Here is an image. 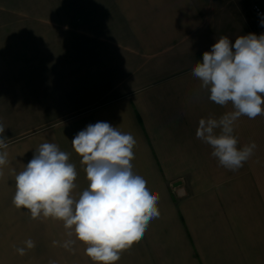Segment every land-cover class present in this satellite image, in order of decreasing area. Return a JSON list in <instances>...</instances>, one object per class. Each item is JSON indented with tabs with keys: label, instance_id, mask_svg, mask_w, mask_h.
Returning a JSON list of instances; mask_svg holds the SVG:
<instances>
[{
	"label": "crops",
	"instance_id": "1",
	"mask_svg": "<svg viewBox=\"0 0 264 264\" xmlns=\"http://www.w3.org/2000/svg\"><path fill=\"white\" fill-rule=\"evenodd\" d=\"M257 1L244 17L227 0H0V264H94L63 221L12 201L42 143L69 154L78 198L89 182L71 140L100 121L133 134V172L159 193L160 216L116 264H264V115L235 122L237 148L257 147L226 169L195 133L233 106L210 101L191 74L221 35L264 33Z\"/></svg>",
	"mask_w": 264,
	"mask_h": 264
},
{
	"label": "clouds",
	"instance_id": "2",
	"mask_svg": "<svg viewBox=\"0 0 264 264\" xmlns=\"http://www.w3.org/2000/svg\"><path fill=\"white\" fill-rule=\"evenodd\" d=\"M260 25L264 27V19ZM191 74L201 82L202 89L208 90L210 101L233 106L234 111L219 119L201 118L195 136L211 146V155L221 166L238 171L257 145L252 141L237 148L235 122L241 116L255 119L264 115V33L240 35L234 43L221 35L210 51L203 53ZM4 133L5 127L0 123V168L8 163ZM71 142L82 158L81 164L86 165L89 182L79 197L71 195L76 188L77 171L69 162V154L55 143H42L16 175L12 203L18 209L30 210L34 220L42 215L63 221L68 235L74 232L76 239L86 245L85 254L94 264H116L120 253L138 242L149 222L160 216L159 193L133 172L137 141L132 133L100 121L87 125ZM74 243L65 241L63 247L69 249ZM25 244L28 249L35 247L31 239ZM16 251L25 254V248Z\"/></svg>",
	"mask_w": 264,
	"mask_h": 264
},
{
	"label": "rangeland",
	"instance_id": "3",
	"mask_svg": "<svg viewBox=\"0 0 264 264\" xmlns=\"http://www.w3.org/2000/svg\"><path fill=\"white\" fill-rule=\"evenodd\" d=\"M229 5L233 8L236 9L237 12H239L240 15L244 16V17H249L250 13H249V8H250V4L252 0H227ZM1 14V12H0ZM4 19L3 15H0V23H4L2 22V20ZM11 22H13L12 20H15V17H10ZM2 35L4 36V38H7L6 32H2ZM2 38V36H1Z\"/></svg>",
	"mask_w": 264,
	"mask_h": 264
},
{
	"label": "built area",
	"instance_id": "4",
	"mask_svg": "<svg viewBox=\"0 0 264 264\" xmlns=\"http://www.w3.org/2000/svg\"><path fill=\"white\" fill-rule=\"evenodd\" d=\"M252 11L259 22L264 19V0L255 2L252 5ZM262 28L264 29V27Z\"/></svg>",
	"mask_w": 264,
	"mask_h": 264
}]
</instances>
